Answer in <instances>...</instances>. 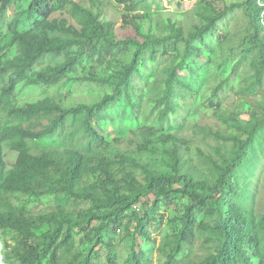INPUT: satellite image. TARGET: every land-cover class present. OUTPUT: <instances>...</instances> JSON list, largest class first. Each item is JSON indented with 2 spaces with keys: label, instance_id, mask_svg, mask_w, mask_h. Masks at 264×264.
Instances as JSON below:
<instances>
[{
  "label": "rangeland",
  "instance_id": "obj_1",
  "mask_svg": "<svg viewBox=\"0 0 264 264\" xmlns=\"http://www.w3.org/2000/svg\"><path fill=\"white\" fill-rule=\"evenodd\" d=\"M4 1L8 4L0 13V140L6 170L3 176L0 175V184L16 164L18 152L15 145L20 141H24L34 154L78 149L95 157L97 162L102 158L116 160L118 163L111 167L114 179L123 187L121 189H125L131 174L140 182L145 180L141 168L123 163L121 158H134L155 174L169 172V150L176 143L181 155L180 172L212 183L219 170L208 156L224 166V160L234 158L238 151L237 141L222 136L246 140L249 131L254 129L242 159L231 164L227 191L232 201L247 211L251 236L264 250V67L258 74L261 53L253 41L256 31L260 36L264 35V10L262 26L258 27L246 11V0H127L126 3L117 0H49L53 7L49 20L64 18L76 29L82 27L85 19L82 11L73 9L74 5L97 13L101 22L111 24L115 39L129 36L141 41L147 35L154 39L171 36L167 43L157 47L155 58L150 51L144 52L138 67L140 71L131 79L134 90L129 96L121 94L92 118V124L106 138L103 147H96L83 132V114L69 115L53 134L22 139L14 132L15 128L39 130L55 113H41L26 120L12 114L11 110L43 99L62 108L98 102L104 94L112 92L119 71L130 61L135 47L130 45L101 61L97 60V55L93 58L84 55L76 68L55 84L36 80L38 72L61 63L65 55L44 54L11 96L2 95V88L8 85L13 70L9 62L21 51L19 43L12 39L10 23L18 13L29 8L32 0H0V9ZM258 1L264 6V0ZM231 7L232 10L205 34L203 44L199 38L191 40L202 55L185 57L184 67L178 71L181 84L174 85L172 110L162 118L163 104L157 100L164 93L167 69L179 63L186 50V42H176L175 34H181L187 40L198 27L206 25L210 17ZM34 21L24 13L18 30L38 31L40 28L35 27ZM47 33L64 39L75 37L57 30H48ZM71 49L75 50L76 46ZM87 76L108 82L90 81L84 78ZM218 85L221 87L214 94ZM144 134L150 135L154 142L149 143ZM168 135L177 139H169ZM159 136L165 141L158 139ZM98 175L88 173L78 187L93 185ZM50 184V181L46 183ZM111 188L112 184L96 186L102 196L112 194ZM153 199L154 195L150 194L137 202L119 228L111 227L102 232L103 240L97 238L91 228L77 227L72 240L60 252L59 264H77L89 254L93 264H108V250L112 251L116 264H132L128 256L133 238L136 240L135 249L145 264H164L172 235L178 232L183 209L190 199L179 193L164 197L162 207L156 213H150L146 220L150 232L148 238L134 232V228L138 216L150 211ZM90 203V200L71 198L62 192L47 193L38 198L0 189V208L21 209L37 223L39 215L49 214L57 206L80 218ZM215 205L213 202L212 206ZM134 211L136 213L132 214ZM196 218L201 221L203 213L197 212ZM98 223L95 220L92 225ZM48 229V225L38 223L35 234L39 250L46 245L44 233ZM108 241L112 244L109 249L106 246ZM19 247L20 238L16 232L0 230V264H21L14 256ZM212 252L211 240L197 227L193 243L184 245L173 264H197ZM258 261L253 257L251 264H258Z\"/></svg>",
  "mask_w": 264,
  "mask_h": 264
},
{
  "label": "trees",
  "instance_id": "obj_2",
  "mask_svg": "<svg viewBox=\"0 0 264 264\" xmlns=\"http://www.w3.org/2000/svg\"><path fill=\"white\" fill-rule=\"evenodd\" d=\"M117 1L126 3L127 0ZM7 4V1L2 3L0 13L6 9ZM244 5L257 26H262L261 15L264 6H260L258 0H246ZM232 8H227L225 11L210 17L209 22L198 27L196 32L192 33L187 40L181 34H175L176 42H186V50L182 60L167 69L164 93L157 100L159 104H163L160 111L162 118L166 117L172 110L174 85L175 83L181 84L178 71L184 67L185 57L189 54L202 55L200 48L192 45L191 40L199 38L203 44L205 34L211 31L216 22L223 19ZM73 9L77 12L82 11L85 19L80 29L68 24L64 18L49 20V16L53 12L49 0H32L25 12L15 16L10 23V28L13 33L12 39L19 43L21 51L16 58L9 62V66L13 70L9 74L8 85L2 88V95L11 96L20 81L27 76L44 54L65 55V59L61 63L44 72H38L36 80L55 84L71 73L84 55L89 58L97 55V60L101 61L109 55H117L130 45L134 46L130 61L123 64L116 81L113 83L112 92L104 94L98 102L90 105L80 103L72 107L62 108L56 104H50L48 99H43L11 110L12 114L26 120H30L41 113H55L54 117L39 130L15 128L14 132L19 134L22 139H38L53 134L69 115L83 114V132L94 146L103 147L106 138L92 124V118L97 117L106 105L116 101L121 94L124 93L129 96L130 91L134 90L131 79L140 71L138 67L144 52L150 51L152 58H155L157 47L167 43L171 36L154 39L147 35L141 41L129 36L123 39H115L112 25L101 22L97 13L93 14L91 11L81 9L76 5L73 6ZM24 13H27L30 19L35 20V27L40 28L38 31L35 29L18 30ZM48 30L70 33L75 37L64 39L50 36L47 33ZM253 41L261 53L257 70L259 74L264 67V35L260 36L259 32L256 31ZM72 46H76V49L72 50ZM84 78L90 81L108 82L106 79L96 77L87 76ZM220 87L221 85L217 86L214 94L218 92ZM134 106L137 107V105ZM253 131L254 129L249 131L250 135L246 140L233 136H222L227 140L237 141L238 151L234 158L224 160L226 162L224 166L208 156L219 170L218 176L212 183L180 172L181 155L178 144L175 143V146L169 150L171 158V171L169 172L155 174L134 158H121L120 161L123 163L129 162L135 167L141 168L145 179L144 182H140L131 174L125 189H121L123 187H120L119 182L114 179L111 166L118 163L116 160L102 158L97 162L95 157L78 149H66L64 153L42 151L39 154H34L30 152L24 141L17 142L15 145L18 152L17 161L1 182V190L38 198L47 193L62 192L71 198L90 200L91 203L90 207L83 210L80 218H76L73 213L65 211L61 206H57L49 214L39 215L38 223L49 226L48 231L44 233L46 245L43 250H39L36 245L38 237L35 231L38 230V223L27 217L21 209L0 208V230H10L18 234L20 247L14 256L21 264H59L60 252L72 240L77 227L80 229L91 228L97 238L103 240L101 236L103 231H108L111 227L119 228L124 218L128 217V211L136 206L137 202L153 194L154 199L150 211H145V215L138 216L134 228V232L149 238L150 232L145 224L148 216L150 213H156L162 207L164 197L179 193L188 197L190 202L185 204L181 215V226L178 232L172 235L164 264H173L176 255L183 249L184 245L193 243L197 227L206 232L214 247V252L206 255L197 264H251L253 257L259 259L258 264H264V250L251 236V223L247 211L238 203L233 202L227 191V176L230 174L231 164L242 159L244 151L252 140ZM144 137L149 143L154 142L150 135L144 134ZM168 138L177 139L174 135H168ZM158 139L165 141L162 136H159ZM5 170L0 140L1 176ZM90 172L99 174L97 182L91 186L78 187L83 177ZM104 176H106V181H104ZM49 181L52 184L46 185ZM101 183L112 184L110 189L112 194L106 196L99 194L96 186ZM213 202L216 203L215 206H212ZM197 212L203 213L201 221H197ZM135 213L134 211L132 214ZM95 220L99 223L92 225ZM111 245L110 241L106 244L108 249ZM135 246L136 240L133 238L128 260L132 264H145L142 255L136 251ZM90 256V254L87 255L77 264H93ZM107 256L108 264H116L112 251L108 250Z\"/></svg>",
  "mask_w": 264,
  "mask_h": 264
}]
</instances>
